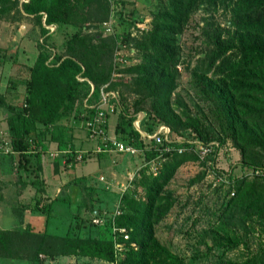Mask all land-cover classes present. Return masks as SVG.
<instances>
[{
    "label": "rangeland",
    "instance_id": "obj_1",
    "mask_svg": "<svg viewBox=\"0 0 264 264\" xmlns=\"http://www.w3.org/2000/svg\"><path fill=\"white\" fill-rule=\"evenodd\" d=\"M111 1V15L105 21L111 25V31L106 30L104 22L91 20V15L96 14V9L92 10L94 7L78 8L74 16L80 21L81 26L88 27L87 31L99 30L104 35L110 34L116 38V45L106 63L110 67V78L104 86L113 82L108 88L117 94V104H114L117 114L119 116V113L122 115L123 112L126 115L119 116L121 123L118 128L122 127L129 131L133 128V122L138 116L143 115L150 105V101L143 97L133 83L134 75L127 70L139 62L141 57L133 44V39L141 32L150 30L153 13L165 0ZM236 1L205 0L188 15L180 38V58L176 65L179 77L171 97V106L179 115L182 124L173 137L191 139L197 133L203 142L212 144L220 141L221 146L217 150L213 164L209 158L197 156L183 162L161 191V200L164 204H169V207L158 219L151 222L152 236L177 257L179 264H250L254 263L264 250V204H261L263 211L255 207L241 211L236 209V204H243L246 188L255 190L257 187L252 176L248 175L245 178L240 176L244 174L241 162L256 157L264 164V148L249 147L247 134L240 130L237 134L232 133L224 114V106L209 87L229 84L231 68L241 57V45L231 23L234 19L233 6ZM28 22L29 18L22 16L17 3L0 8V90L5 94L10 106H19L23 102L28 66L36 52V42L40 39L39 26L35 24L34 28L31 24L29 27ZM132 29L134 32L138 30L135 36L130 35ZM74 30L73 26L58 27L49 39L53 49L63 52L64 39ZM16 41L19 43L16 46L8 49L1 47L4 42L10 44ZM221 47L225 50L222 51ZM7 62L9 66L4 68ZM260 83L264 84V80ZM257 96L264 105V92ZM136 108L138 111L134 113ZM13 110L0 107V144L10 139L5 125L7 115ZM114 118L113 115L109 120L110 129ZM78 121L76 119L79 134L85 139V124ZM247 121L249 124L258 123L264 131L262 113L250 116ZM235 142L244 147L243 157ZM0 153L10 155L1 147ZM143 154L142 151L134 155L110 153L109 163L113 168L117 167L114 173L116 172L118 176L111 174L110 169L101 168L99 172L107 176L108 183L100 182L97 185L92 177H83L84 181L73 182L74 178L82 179L74 177L76 169L80 168V172H84L82 170L91 157L78 161L75 167H68L66 170L68 181L61 182L59 179L56 181L58 184L52 186L47 185L45 179L38 173H33L30 170L31 165L22 164L24 169L21 172L26 174V184L36 190L32 202L35 198L39 200L40 207L37 210L46 217L42 216L48 231L112 240L113 237L118 238L116 216L122 214L120 204H127L128 198L138 200L143 193L141 182L145 180L148 182L154 176L150 165L144 161ZM13 155H15L13 169L18 178L19 173L15 168L17 153ZM125 162L126 169H118L121 168L120 164ZM90 167L91 163L85 170L88 171ZM95 171L97 177L98 171ZM229 171L232 172V177L238 178L230 177L226 181L220 179L223 173L228 174ZM241 178L242 182L239 181ZM16 181L18 182L15 184L16 187H20L22 182ZM239 182L240 189L236 193ZM2 183L0 227L6 226L8 217L13 216L7 205H18L16 190L4 192L5 187H2ZM89 188H92L93 194L98 195L95 202L91 198L92 194H88ZM231 191L235 194L231 195ZM32 193L33 191L30 195ZM48 199L51 202L47 201ZM6 201L9 204H4ZM87 201V204H99L101 214L97 217L100 223L93 222L92 216L96 215L91 207L83 208L84 206L77 205ZM48 204L52 213L46 215ZM52 204H55L54 207ZM116 208L119 214L114 215ZM14 218L12 228H24V224L17 223L16 215ZM38 224L41 229V222ZM19 237L15 235V238ZM21 238L27 240L23 235ZM124 246L126 248V242ZM11 261L13 264H112V261L88 255H69L60 260L40 254L37 260L28 263ZM4 262L0 264H5Z\"/></svg>",
    "mask_w": 264,
    "mask_h": 264
},
{
    "label": "trees",
    "instance_id": "obj_2",
    "mask_svg": "<svg viewBox=\"0 0 264 264\" xmlns=\"http://www.w3.org/2000/svg\"><path fill=\"white\" fill-rule=\"evenodd\" d=\"M204 1L165 0L153 13L150 30L141 32L133 39V44L141 57L139 62L127 68L128 72L134 75L133 83L137 90L150 101L149 108L139 120V129L151 134L158 125L162 123L167 125L170 129L169 136L174 140L171 146L174 147L165 150L164 144L157 146L152 139L144 138L134 126V122L133 128L129 131L122 127L118 128L121 123L118 118L126 115L122 112V115L119 113V117L117 114L114 105L117 104L116 93L114 96L110 95L107 100L113 105V110L106 107V123L109 112L117 114L114 128L116 138L137 147L140 150L138 153L144 152L146 163L156 159L157 164L154 176L148 182L147 180L141 182L143 193L138 200L128 198L127 204H120L122 214L115 217L116 224L125 226L128 238L126 249L117 264H179L177 257L154 239L151 222L158 219L169 207V204L162 202L161 191L171 180L177 167L186 160L198 157L194 151L197 145L195 141L207 144L197 133L196 136H192L193 139L173 137L182 123L171 106V97L179 77L176 65L180 58L179 43L184 23L188 15ZM111 2V0H28L20 3L19 0H0V8L17 3L22 16L29 18V21L38 25L40 30V39L36 42V55L32 64L28 66L23 102L19 106H10L5 94L0 92V107L14 109L6 117V129L12 147L10 152L12 161H15L13 153H17L18 157L15 168L19 173L18 181L22 182L20 187L27 185L26 174L21 172L25 164L31 165L30 170L35 174L42 170L40 147L43 150L44 137L58 142L59 150L67 147L70 149L63 154L66 163L78 162L72 141L65 136L66 125L59 122L62 119L74 118L84 121L85 124L95 111L92 106L101 101L102 92H113L108 88L113 82L108 86L104 84L110 78V67L106 63L116 45L115 36L104 35L99 30L87 31L88 27L81 26L80 21L74 16L78 8L94 7L92 10L96 9V14L91 15V20L106 23L111 15ZM233 10L234 19L231 23L241 45V57L231 68L229 84L209 87L215 93V97L222 102L232 133L237 134L238 130L246 133L249 147L263 149L264 131L258 123L249 124L247 119L261 113L264 116V105L257 96L264 92V84L260 83L264 80V0H237ZM45 25H54L55 28L50 31ZM61 26H73L75 30L66 35L63 52H57L49 43V39ZM132 30L130 35L135 36L138 30L135 32ZM224 50L222 48V51ZM137 111V108L134 109V113ZM86 135L89 138L87 130ZM236 144L243 157L244 147L240 143ZM208 145H211L212 151L205 158H209L213 164L221 142ZM177 148L184 149L178 151ZM102 153L106 152L89 151L84 154V160L92 154ZM241 164L244 174L240 176H243L242 178L252 176L257 187L255 190L246 188L243 204H236V209L241 211L255 207L263 211L261 204H264V164L256 157ZM221 176L225 179L238 178L232 177L231 171ZM242 178L239 181L242 182ZM74 181L83 180L74 178ZM241 182L236 186V193ZM235 192L231 191L230 194L234 195ZM1 193L0 190V198ZM88 194H91L90 190ZM38 202L39 200L35 198L34 202L12 207L18 224H23L24 209L37 210L40 207ZM87 203L88 201L77 205L91 207L93 210L95 204ZM49 208L51 209L50 204L45 211L46 215L52 213ZM29 226L24 224V228L0 229V257L33 261L37 260L40 254H45L51 259L58 255H88L107 261L114 259L112 240L57 234L46 230L34 232ZM15 235L20 237L15 238ZM22 235L27 240L22 239ZM250 264H264V250L255 262Z\"/></svg>",
    "mask_w": 264,
    "mask_h": 264
},
{
    "label": "crops",
    "instance_id": "obj_3",
    "mask_svg": "<svg viewBox=\"0 0 264 264\" xmlns=\"http://www.w3.org/2000/svg\"><path fill=\"white\" fill-rule=\"evenodd\" d=\"M27 24L29 25V27H31V24H33V23L28 22ZM33 25H34L33 27L35 28L36 25L35 24H33ZM17 41L16 42H10V44H7V42H4L3 46H1V47L8 49V48L12 47L13 45H15V46L18 45L19 43L17 44ZM0 43H1V40H0ZM23 45H24V43L22 44V46ZM35 55H36V52L33 56V60H34ZM33 60H31V64H32ZM31 64H29V65H31ZM6 66H9L8 62L5 64L4 68ZM0 92H2V91L0 90ZM6 101H7V98H6ZM108 114H110V115H108V117H107L108 118V120H107V134L110 137H116V133L114 131V128H115V124L117 121V114L113 113V112L112 113L109 112ZM113 115L115 116V118L113 121V126L110 129L109 128V120ZM78 122H80V124L84 125V121L79 120ZM59 123L66 125L64 127L65 136L72 141V144H73L76 151H85V152L88 151L89 152L93 149V147L95 145V140L89 139L87 137V135H85V139L82 138V135L79 134V130H78L79 124L76 122V119H74V118L62 119ZM5 128H7V124L5 125ZM84 131L86 134V130H84ZM43 142H44L43 151L54 150V151H57L58 154H57V156H54V157H49L48 155H45V157L41 156L42 170L39 171L38 174L42 178H44L46 181V184L50 185V186L58 184V183H56V181L59 179L61 180V182L68 181L69 176L67 174L68 171H66V170H68L67 168L70 166L75 167L78 162H76L75 164L66 163L65 157L63 155L64 152L58 150V147H57L58 142L48 140V138H46ZM109 154L110 153L92 154L90 156L91 159L88 158L89 162L86 163V165L84 166V170H82L84 172L81 173L80 168H77L76 169L77 173L74 177H82L83 181H84V178H86V177H92L96 181V182H94L96 185L100 182L108 183V181L106 179L107 176H104L99 172V170H101V168H103L105 170L110 169L111 171H109V172L111 174H115L118 176V174H116V172L114 173V169H116L117 167L113 168L109 163V159H108ZM131 160H133V159H131ZM135 160L136 159L134 158L133 162H135ZM89 163H91V167L87 171V170H85V167ZM120 166H121V168H118V169H122V168L126 169L127 163L125 162V164H120ZM13 167H14V164L12 161V157L9 154L0 153V179H1V182H3L2 187H5V189L3 188L4 189L3 191L7 192V191H10L11 189L16 190V193L18 196L17 203L18 204H28V203L32 202V198L35 195L36 190L34 188H33L34 189L33 190L32 187L30 188V185L25 186V189H24V187H16L15 184L18 183L16 181V180H18V178H16V171H14ZM95 170L98 171L97 177H96V174H94ZM85 174H89V175L84 176ZM101 176L103 177V180L100 179ZM1 182H0V184H1ZM111 189H112V187H111ZM89 190L91 191V194H92L91 198H93V200H94L93 202H95L96 197L98 195L93 194L94 191L92 190V188H89ZM32 191H33V193H32V195H30ZM47 201H50V199H48ZM4 204L7 205L9 203H8V201H6V203H4ZM54 205L55 204H52V207H54ZM100 205H102V204H100ZM7 206L9 207L10 212L12 213L13 205H11V206L7 205ZM98 206H99V204L96 203L94 205V209H93V213L96 216L98 214H101L100 208H98ZM83 208H86V207H83ZM95 210L97 213H95ZM42 216H44V214L41 213L40 211L35 210V209H31V208H26L23 211V219H22L23 221L22 222H23V224H29L30 227L32 228V231H34V232H42L43 230L48 231L45 227V219H44L45 216L44 217H42ZM14 220H15L14 214H13V216L10 215L8 217L7 225L4 227H0V229H11L14 226L13 225ZM42 221H43V223H42ZM40 222H41V226H42L41 229H40V225L38 224ZM48 232H50V231H48ZM52 233H56V232H52ZM57 234H64V233H57ZM66 256H69V255H58L55 257L57 259L61 260V259L65 258ZM4 258H5V260H3ZM11 260H15L17 262L26 261L27 263L29 261V260L20 259V258L10 259V258H6V257H0V263L2 261H5L4 262L5 264H13V262Z\"/></svg>",
    "mask_w": 264,
    "mask_h": 264
},
{
    "label": "built area",
    "instance_id": "obj_4",
    "mask_svg": "<svg viewBox=\"0 0 264 264\" xmlns=\"http://www.w3.org/2000/svg\"><path fill=\"white\" fill-rule=\"evenodd\" d=\"M28 0H19L20 3L26 2ZM45 16L43 15L42 20L44 23ZM106 25V30L111 31V26L109 23H104ZM46 28H48L50 31H53L55 26L54 25H45ZM114 96V92H102L101 101L98 104H95L94 106V113L85 121V128L87 132L89 133V138L91 140H95V145L91 151L93 152H106V153H129V154H137L140 150L116 137H110L106 133V107H108L110 110H113V105L108 103V97ZM144 115V114H143ZM143 115L138 116V118L134 121V126L139 130L140 134L147 139H152L157 146H162L165 150H168L170 148H173L174 146L171 144L174 143V140H172L169 136L170 129L165 124H160L157 126L154 133L148 134L145 131L139 129V120L143 117ZM195 152H197V155L199 158H205L207 155H209L212 151L211 145L203 144L199 141H195ZM1 149H3L5 152L10 153L12 152V147L9 144L8 140H4L3 143L0 144ZM178 151H182L184 148H177ZM41 150V156L45 157V155H48L49 157L57 156V151H43ZM59 150V149H58ZM62 152L70 151V149L67 147L64 150H59ZM89 153L85 151H76V159L78 161L84 160V154ZM160 154H158L157 157H159ZM88 158V157H87ZM155 160H152L148 162L150 165V168L153 170V172L156 171L157 164L155 163ZM101 180H103V177H100ZM220 179L225 180L226 179L222 176H220ZM119 214V210L116 208L114 211V215ZM92 220L95 223H100V219L97 216H92ZM116 230L118 232V238L113 237L112 238V249L114 254V259L112 260V264H117L118 260L123 256V252L126 249L124 244L128 238V231L123 226H116Z\"/></svg>",
    "mask_w": 264,
    "mask_h": 264
},
{
    "label": "water",
    "instance_id": "obj_5",
    "mask_svg": "<svg viewBox=\"0 0 264 264\" xmlns=\"http://www.w3.org/2000/svg\"><path fill=\"white\" fill-rule=\"evenodd\" d=\"M95 213H97L96 210H95Z\"/></svg>",
    "mask_w": 264,
    "mask_h": 264
}]
</instances>
